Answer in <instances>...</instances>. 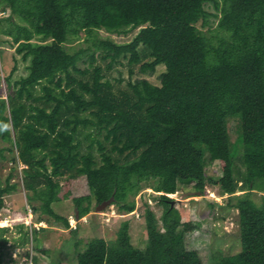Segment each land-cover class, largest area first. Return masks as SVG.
<instances>
[{
	"label": "trees",
	"instance_id": "1",
	"mask_svg": "<svg viewBox=\"0 0 264 264\" xmlns=\"http://www.w3.org/2000/svg\"><path fill=\"white\" fill-rule=\"evenodd\" d=\"M205 1L0 0V12H8L0 15V40L25 63L24 74L5 78L10 90L0 95V123L10 125L0 132V160L11 164L5 177L0 172V211L21 163L37 220L77 234L78 223L71 227L56 206L62 180L82 176L85 191L72 197L76 217L109 199L119 213L137 208L150 264H200L168 194L210 187L224 198L210 200L213 212L235 210L240 243L214 254L212 264H264V0H211L220 3V16L202 29L194 22ZM101 27L140 29L117 44L95 34ZM121 58L129 64L123 85L107 76ZM159 64V83L132 77L135 66L153 74ZM229 116L238 118L235 139ZM213 156L224 162L216 175L206 172ZM46 228L34 227L32 241ZM130 248L120 229L112 246L97 235L85 250L76 247L73 262L127 264Z\"/></svg>",
	"mask_w": 264,
	"mask_h": 264
},
{
	"label": "rangeland",
	"instance_id": "2",
	"mask_svg": "<svg viewBox=\"0 0 264 264\" xmlns=\"http://www.w3.org/2000/svg\"><path fill=\"white\" fill-rule=\"evenodd\" d=\"M203 9V14L194 23L202 29L216 26L220 16V3L211 0L205 1ZM139 29L140 27H136L118 33L107 31L101 27L96 30L95 34L100 39L123 44L131 41ZM82 40H77L74 43L82 42ZM24 64L19 54L15 53L14 46L7 41L0 40V95L6 96L10 90L5 78L11 75L14 80L24 74ZM14 65L16 69L12 71ZM128 68L127 59L121 58V62L116 63L107 72V76L113 82H117V79L121 78L123 85L129 76ZM134 69L132 77L146 76L152 82L159 83V74L164 70V65L159 64L153 74L139 73L137 66ZM227 122L230 136L235 139L238 118L229 116ZM223 163L222 157L213 156L212 161L207 165V174H218L219 166ZM10 165L7 160H0V172L3 177L8 174ZM21 167L22 164L19 163L14 171L13 180L16 181L17 187L12 193L5 195V207L0 211V227H7L3 233L6 240L0 242L1 264H25L27 261L25 258H29L31 254L35 256L37 264H75L73 255L76 247L85 250L93 237L97 235H102L109 246H112L120 229L127 230L131 243V248L125 253L127 264H150L151 251L144 220L134 214L119 213L113 204H108L100 210H97L100 204L96 205L93 211L85 216L86 220L78 219L77 234H72L70 229L61 222L52 221L48 224L45 221H38L36 218L38 213L33 212L26 197ZM83 184L82 176L62 180L60 192L62 202L56 206L59 213L67 215V217L76 214L72 197L84 193ZM152 192L151 187H147L144 191L148 197ZM211 193L220 196L215 189L210 187L199 195H190L189 190H180L170 194L181 211L182 219L187 223L186 245L198 253L200 264H212L214 254L231 253L240 247L235 224V210H230L227 207H215L213 212L209 205L210 200L214 199ZM253 196L259 200L260 192ZM221 199L224 198L221 197ZM152 207L159 216L160 206L154 204ZM37 225L45 226L47 230L42 234L35 232L32 241L33 228ZM77 240L78 245L76 246Z\"/></svg>",
	"mask_w": 264,
	"mask_h": 264
},
{
	"label": "built area",
	"instance_id": "3",
	"mask_svg": "<svg viewBox=\"0 0 264 264\" xmlns=\"http://www.w3.org/2000/svg\"><path fill=\"white\" fill-rule=\"evenodd\" d=\"M6 13H7L6 11H1L0 15L6 14ZM170 194L171 193H169L168 195L170 196ZM211 195L214 198H216L217 200H222L220 196H215L213 193H211ZM149 201H151V200L149 199ZM113 211H114V209H113ZM130 213L134 214L136 217L140 216L139 211L137 210V208L132 210ZM78 219H80V218L76 217V215H74V214H71L69 216L70 226L73 227V228L76 227ZM81 220H86L85 216L81 217ZM37 227H39V226L37 225ZM25 259L27 260L25 264H36V262L33 260V255L32 254L29 256V258H25Z\"/></svg>",
	"mask_w": 264,
	"mask_h": 264
},
{
	"label": "clouds",
	"instance_id": "4",
	"mask_svg": "<svg viewBox=\"0 0 264 264\" xmlns=\"http://www.w3.org/2000/svg\"><path fill=\"white\" fill-rule=\"evenodd\" d=\"M10 128L9 124L0 123V132L7 131Z\"/></svg>",
	"mask_w": 264,
	"mask_h": 264
},
{
	"label": "water",
	"instance_id": "5",
	"mask_svg": "<svg viewBox=\"0 0 264 264\" xmlns=\"http://www.w3.org/2000/svg\"><path fill=\"white\" fill-rule=\"evenodd\" d=\"M108 204H110V199H109V200H106V201H104L103 203H101V204H100V206H99V207H97V210H100V209H102L104 206H106V205H108Z\"/></svg>",
	"mask_w": 264,
	"mask_h": 264
}]
</instances>
